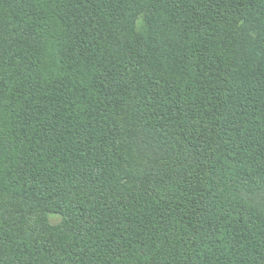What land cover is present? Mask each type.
Returning a JSON list of instances; mask_svg holds the SVG:
<instances>
[{
  "label": "trees",
  "instance_id": "obj_1",
  "mask_svg": "<svg viewBox=\"0 0 264 264\" xmlns=\"http://www.w3.org/2000/svg\"><path fill=\"white\" fill-rule=\"evenodd\" d=\"M0 264H264V0H0Z\"/></svg>",
  "mask_w": 264,
  "mask_h": 264
},
{
  "label": "rangeland",
  "instance_id": "obj_2",
  "mask_svg": "<svg viewBox=\"0 0 264 264\" xmlns=\"http://www.w3.org/2000/svg\"><path fill=\"white\" fill-rule=\"evenodd\" d=\"M58 221H59V218L57 216L51 217V222L55 223Z\"/></svg>",
  "mask_w": 264,
  "mask_h": 264
}]
</instances>
